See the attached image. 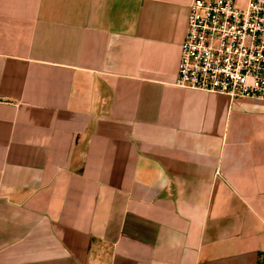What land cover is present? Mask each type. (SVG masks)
I'll list each match as a JSON object with an SVG mask.
<instances>
[{
    "label": "crops",
    "instance_id": "1",
    "mask_svg": "<svg viewBox=\"0 0 264 264\" xmlns=\"http://www.w3.org/2000/svg\"><path fill=\"white\" fill-rule=\"evenodd\" d=\"M193 0H0V264H260L264 99L176 85Z\"/></svg>",
    "mask_w": 264,
    "mask_h": 264
},
{
    "label": "built area",
    "instance_id": "2",
    "mask_svg": "<svg viewBox=\"0 0 264 264\" xmlns=\"http://www.w3.org/2000/svg\"><path fill=\"white\" fill-rule=\"evenodd\" d=\"M176 85L264 99V0H193Z\"/></svg>",
    "mask_w": 264,
    "mask_h": 264
},
{
    "label": "trees",
    "instance_id": "3",
    "mask_svg": "<svg viewBox=\"0 0 264 264\" xmlns=\"http://www.w3.org/2000/svg\"><path fill=\"white\" fill-rule=\"evenodd\" d=\"M260 264H264V255H261V261Z\"/></svg>",
    "mask_w": 264,
    "mask_h": 264
}]
</instances>
